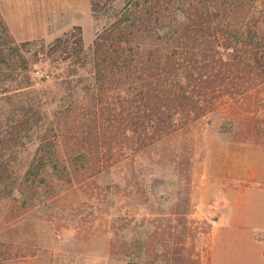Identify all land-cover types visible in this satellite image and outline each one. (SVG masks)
<instances>
[{
	"label": "rangeland",
	"instance_id": "rangeland-1",
	"mask_svg": "<svg viewBox=\"0 0 264 264\" xmlns=\"http://www.w3.org/2000/svg\"><path fill=\"white\" fill-rule=\"evenodd\" d=\"M0 2L14 43L8 87L27 91L0 102V126L18 134L0 142V175L12 193L1 189L0 264H213L212 232L227 208L221 196L245 185L239 167L264 159V84L135 157L96 167L81 132L63 134L73 126L63 118L73 117L75 101L87 102L91 84L89 53L102 22L90 0ZM51 174V189L25 183ZM223 242L224 254L244 260L240 240Z\"/></svg>",
	"mask_w": 264,
	"mask_h": 264
},
{
	"label": "trees",
	"instance_id": "trees-1",
	"mask_svg": "<svg viewBox=\"0 0 264 264\" xmlns=\"http://www.w3.org/2000/svg\"><path fill=\"white\" fill-rule=\"evenodd\" d=\"M90 13L102 23L89 53L87 102L73 103V117L63 118L73 126L63 134L81 132L96 167L135 157L264 84V0H90ZM13 46L0 16V102L27 95L8 87ZM8 128L0 126V142L18 136ZM47 177L25 183L51 189L53 174ZM4 182L0 175V194Z\"/></svg>",
	"mask_w": 264,
	"mask_h": 264
},
{
	"label": "crops",
	"instance_id": "crops-1",
	"mask_svg": "<svg viewBox=\"0 0 264 264\" xmlns=\"http://www.w3.org/2000/svg\"><path fill=\"white\" fill-rule=\"evenodd\" d=\"M5 24L11 32L10 25ZM238 170L246 176L242 180L246 183L229 187L226 195L221 196L227 208L213 228V264H264V159L252 165L245 162ZM261 171L263 175L259 178ZM231 237L240 240L241 247L247 249L244 260L235 254H224L223 241Z\"/></svg>",
	"mask_w": 264,
	"mask_h": 264
}]
</instances>
